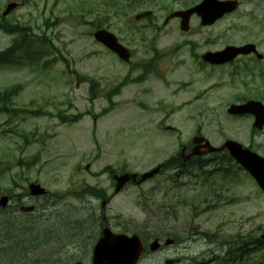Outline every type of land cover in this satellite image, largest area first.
Wrapping results in <instances>:
<instances>
[{
    "label": "rangeland",
    "instance_id": "obj_1",
    "mask_svg": "<svg viewBox=\"0 0 264 264\" xmlns=\"http://www.w3.org/2000/svg\"><path fill=\"white\" fill-rule=\"evenodd\" d=\"M9 1L20 4L6 19L29 26L36 35L45 34L58 50L45 58L62 57L67 64L56 58V63L46 69L41 62L23 61L17 66L0 67V90L19 84L16 106L29 110L16 116L0 114V196L25 193L24 186L38 182L51 194L79 191L90 185L103 189L107 197L114 192V183L111 175L102 171L106 165L115 167L118 174L148 171L179 153L197 130L215 146L234 139L264 153V134L252 130V120L226 112L229 104L240 102L242 97L264 95L262 84L257 79L251 82L249 74L231 75V66L214 70L201 67L193 48L184 42H194L197 54L249 41L264 49V0H242L236 12L207 28H201L195 18L190 34L180 31L177 19L167 24L163 20L170 11L200 0H125L118 9L124 13L117 16L109 9L108 0H0V14ZM130 4H153L149 7L153 11L151 21H135V13L144 9L129 10ZM99 28L116 34L131 50L128 62L116 58L94 39L93 32ZM14 36L0 30V50ZM148 60L153 61V70L134 81L140 74V64ZM235 65L241 66L238 62ZM82 77L98 83V98L92 105L87 100L89 82ZM125 77V85L121 84L119 93L112 98L111 111L100 117L94 128L88 115L67 125L56 117L30 113L42 109L71 114L90 108L99 112L110 106L108 94ZM209 159L205 156L200 161L204 163L201 169L194 162L184 171L166 169L140 184H127L106 205L109 224L115 232H138L143 224L150 223L152 231L176 238L174 245L141 264H164L166 257L180 258L176 264H198L196 257L200 254L225 250L236 255L229 264H244V255L249 264H264L263 252L243 251L253 249L255 237L264 234V194L236 165ZM20 160L29 163L19 165ZM212 188L222 194L215 205ZM51 199L52 196L39 198L40 220L33 228L40 227L35 232L38 235L48 229H52L50 236L57 235L47 238L45 232L44 239L52 238L48 241L51 245H40L45 254L60 250L48 264H69L70 259L85 256L86 251L89 258L100 220L99 210L91 213L88 208H100V199L75 194L61 201ZM23 203L31 204L25 200ZM53 208L84 211L54 213ZM68 216L80 226L91 220L86 223L84 235L73 237L71 228L75 224H64L58 230L56 217ZM23 221L22 215L0 210V238L2 231L6 237L8 224L20 228L25 225ZM59 231L69 234L68 240L79 242L62 249L63 233ZM202 232L218 236L209 240ZM3 243L1 240L0 247ZM208 259L206 255L204 260Z\"/></svg>",
    "mask_w": 264,
    "mask_h": 264
},
{
    "label": "trees",
    "instance_id": "obj_2",
    "mask_svg": "<svg viewBox=\"0 0 264 264\" xmlns=\"http://www.w3.org/2000/svg\"><path fill=\"white\" fill-rule=\"evenodd\" d=\"M123 1L125 0H108V2H110L109 9H112L115 12L114 16H117L120 13H124V12H119L118 10ZM142 5L143 4H130L128 7H129V10H134V9H138ZM0 29L7 33L15 32L13 34H16V36L12 40L11 45L5 48L4 50L0 51V66L9 65L10 63L15 62L16 60H18L19 62L20 61H27V62L38 61L50 51L49 47H47L48 44L45 42L46 40L45 35L39 36V35L32 34V30L29 26H25L23 24H18V25L13 24L12 22L8 21L5 17L0 16ZM143 68L145 71H147L148 65L144 66ZM97 85H98L97 82H94V81L90 83V93H91V97L89 98L90 102H93V100L96 98V86ZM18 89H20V86L15 85V86L6 87L0 90V113H5L8 115L15 116L19 112H21V110L14 107V100H15L16 95L18 94V91H19ZM108 100H109V104H111L112 103L111 96H109ZM106 111L107 110L104 109L101 112V114L105 113ZM42 114L51 115L50 113H42ZM97 115H93V116L97 117ZM82 116H83L82 113L74 114L71 116H66L62 114L58 115V117L62 121H65V122H75L78 119H80ZM220 156H221L222 162L228 163L229 157L227 154H220ZM168 164L169 166L178 165L180 167H183L185 165L184 163H182L180 158H176V157H171L168 161ZM199 166H202V165L200 164ZM105 170L110 171L111 174L114 172L111 170V167H106ZM211 191H213V193L217 192L214 190V188ZM84 192H89L94 195L103 194L100 189H96L94 187L85 188ZM163 208H168V207L163 205ZM56 221H58L57 222L58 230H60L59 228H61L64 224H66V227H68V224H75L76 226L71 228L74 231L73 234H75V236L73 235L74 238H79L82 236V234L84 235L85 233L84 228H87L86 225L84 224H81L82 226L81 227L80 225H78L77 220L72 221L71 217L69 216L67 218L56 217ZM9 225L10 224H8L6 228L8 232L5 238H4V235H5L4 232L2 231L1 233V235H3V238H1V240L4 241L3 243L4 246L0 247V264H17L22 261L24 262L27 257H29L26 260L27 263L33 264V263L40 262L44 264L46 262V264H48V262L54 260V256H56V254L58 253L57 251H60L57 249L56 252H50V253L45 254V251L43 250L45 246L48 247L47 245H51V244H48V241L51 242L52 238H56L57 236L55 234L56 231L54 232L55 237L54 235L50 236L52 229H48L44 231L43 233H41L40 235H38V234H35V232L40 231V227L38 226L37 230H34L33 229L34 224H31V226L29 227H27L25 224L22 227L20 226V228L17 225H10V226ZM45 232L49 235L47 236V238L52 237L50 240L44 239V237L46 236ZM59 232H62V231H59ZM62 233H63V236H62L61 241L66 243V244L63 243V245L61 246L62 249L65 247L70 249L73 247L72 243H74L75 245L76 242H79V241L73 242V241L68 240L69 238H71V237L68 238L69 234L66 236L64 235V232ZM213 235L215 236L216 234H213ZM65 241H69V242H65ZM42 244H44V247L40 246ZM228 255H229V251L223 254V256L214 255L209 260V262L211 264H225V261L228 259ZM230 261L231 260H229V263ZM57 262L60 263V260Z\"/></svg>",
    "mask_w": 264,
    "mask_h": 264
},
{
    "label": "water",
    "instance_id": "obj_3",
    "mask_svg": "<svg viewBox=\"0 0 264 264\" xmlns=\"http://www.w3.org/2000/svg\"><path fill=\"white\" fill-rule=\"evenodd\" d=\"M235 2H216L214 0H204L200 5L193 7L192 9L184 12L177 13L178 15L187 17L193 11L198 13L205 12L201 10V6L209 7V18L211 20L216 17L221 16L224 12L229 11L234 7ZM15 7L14 3H11L7 6L4 14H7ZM150 12H144L136 15V19H140L144 16L149 15ZM176 13L174 15H177ZM186 18L182 23V28L186 29ZM95 37L107 45L111 50L119 54V56L128 60L129 54L124 47L117 43L116 38L111 33H108L106 30L102 29L97 31ZM238 51L233 48H227L223 52H208L204 55V59L212 63H223L236 55ZM259 106L252 101L247 102L241 106H231L230 112H250L252 111L257 116L256 126L260 127L264 124V111L259 110ZM204 140L203 137L195 138L194 143L198 144ZM226 149L230 155L240 163L247 171H249L259 186L264 190V157H260L255 153L250 152L248 149L243 148L239 143L235 141H227L221 148L213 147L208 141H205L202 145H196L192 148L191 152L184 156V159H190L193 155L200 156L205 153L215 152L218 150ZM184 151V150H183ZM183 155V152H182ZM160 167H156L151 171L144 173L140 181H143L149 177L154 176L159 172ZM131 179L136 181V174H123L119 177H116L118 182L116 190H119L127 181ZM31 193L40 194L43 192V189L39 185L31 184L30 186ZM7 197L0 199V205L4 206L6 204ZM172 240H166V244L171 243ZM158 247V242L155 240L151 244V250H154ZM142 242L137 235H132L128 237L124 234H111L108 230H104V236L98 241L97 245L94 248L93 254V264H135L138 260V257L142 251ZM168 262V261H167Z\"/></svg>",
    "mask_w": 264,
    "mask_h": 264
},
{
    "label": "flooded vegetation",
    "instance_id": "obj_4",
    "mask_svg": "<svg viewBox=\"0 0 264 264\" xmlns=\"http://www.w3.org/2000/svg\"><path fill=\"white\" fill-rule=\"evenodd\" d=\"M245 57V56H244ZM252 117V116H251ZM264 134V129L261 131V132H259V134ZM255 134V133H254ZM262 139H263V144H264V136H262ZM27 219L26 220H24L23 221V223L24 224H26V225H28V224H34L35 223V221L34 220H31V219H29L30 218V215L29 214H27L26 216H25ZM148 238V240H151L152 239V237L151 236H149V237H147ZM162 250V247L160 246L159 247V249H158V252L159 251H161ZM262 250H263V252H264V244H263V246H262ZM157 253V252H156ZM155 254V253H154ZM27 256H28V254H27ZM29 257H27L26 258V260L28 259ZM26 260L23 262H19V263H17V264H30V263H27L26 262ZM33 264H42V263H40V262H38V263H33Z\"/></svg>",
    "mask_w": 264,
    "mask_h": 264
},
{
    "label": "bare ground",
    "instance_id": "obj_5",
    "mask_svg": "<svg viewBox=\"0 0 264 264\" xmlns=\"http://www.w3.org/2000/svg\"><path fill=\"white\" fill-rule=\"evenodd\" d=\"M86 225V224H85ZM80 227V226H79ZM24 250V249H23Z\"/></svg>",
    "mask_w": 264,
    "mask_h": 264
}]
</instances>
